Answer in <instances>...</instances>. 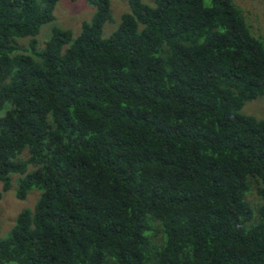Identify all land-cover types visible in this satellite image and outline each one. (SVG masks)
<instances>
[{
	"label": "trees",
	"instance_id": "16d2710c",
	"mask_svg": "<svg viewBox=\"0 0 264 264\" xmlns=\"http://www.w3.org/2000/svg\"><path fill=\"white\" fill-rule=\"evenodd\" d=\"M76 1V0H70ZM0 0V264H264V41L234 0ZM23 156V157H22Z\"/></svg>",
	"mask_w": 264,
	"mask_h": 264
},
{
	"label": "rangeland",
	"instance_id": "374dc122",
	"mask_svg": "<svg viewBox=\"0 0 264 264\" xmlns=\"http://www.w3.org/2000/svg\"><path fill=\"white\" fill-rule=\"evenodd\" d=\"M206 2L208 0H205ZM143 3L152 6L154 0H142ZM235 4L240 7L244 16L251 27V33L257 39L264 41V0H234ZM110 10L112 23L103 26V36L108 37L116 30L120 18L124 13L129 12L128 0H110ZM95 13V6L90 0H57L53 12L54 23L43 26L38 41L47 40L50 36V29L53 26L62 29L71 30L74 36L80 32L83 22H90ZM44 40V41H45ZM241 114L252 116L257 119L264 118V97L246 102L241 110ZM23 157V156H22ZM16 184H12L10 190L2 192L0 200V237H6L10 233L18 213L23 209H32L38 199L36 189L28 192L24 200H19L14 195ZM2 183L0 182V191Z\"/></svg>",
	"mask_w": 264,
	"mask_h": 264
}]
</instances>
